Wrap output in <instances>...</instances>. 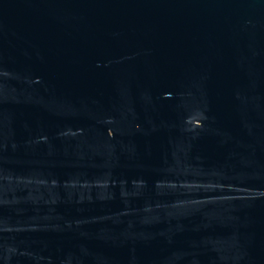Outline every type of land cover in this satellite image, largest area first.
Returning <instances> with one entry per match:
<instances>
[{
	"label": "water",
	"instance_id": "95a60500",
	"mask_svg": "<svg viewBox=\"0 0 264 264\" xmlns=\"http://www.w3.org/2000/svg\"><path fill=\"white\" fill-rule=\"evenodd\" d=\"M0 264H264V0H0Z\"/></svg>",
	"mask_w": 264,
	"mask_h": 264
}]
</instances>
